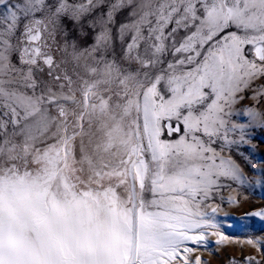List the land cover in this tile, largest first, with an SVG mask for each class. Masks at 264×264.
I'll return each mask as SVG.
<instances>
[{
  "label": "snow or ice",
  "instance_id": "obj_1",
  "mask_svg": "<svg viewBox=\"0 0 264 264\" xmlns=\"http://www.w3.org/2000/svg\"><path fill=\"white\" fill-rule=\"evenodd\" d=\"M0 9V264H202L188 245L223 243L209 230L240 199L221 193L253 183L222 153L264 129L255 105L236 111L264 100V0Z\"/></svg>",
  "mask_w": 264,
  "mask_h": 264
},
{
  "label": "rangeland",
  "instance_id": "obj_2",
  "mask_svg": "<svg viewBox=\"0 0 264 264\" xmlns=\"http://www.w3.org/2000/svg\"><path fill=\"white\" fill-rule=\"evenodd\" d=\"M123 19L124 13L116 15L117 23ZM66 23L70 26V34L81 45L86 47L94 42V34L90 28L85 26L81 34L72 29L71 22L66 21ZM254 105L260 112L264 113V100L257 103L256 100L249 98V94H245V99L236 106V111L239 113L241 109ZM245 119L246 117L240 114L232 117L235 123H243ZM250 137L251 139L247 144H241L239 147L231 145L222 153L226 158L231 157L236 160L243 168L247 178L253 183L245 184L240 188L231 184L221 193L225 197L231 195L240 199L239 206L221 205V212L217 217L221 227L209 230L221 232L227 237L223 243L217 244L216 241L219 237L209 235L206 238V246L188 245L196 248V251L191 254V258L194 260L196 256H200L202 264H232L233 261L235 264H245V257H254L252 264H264V220L254 217L246 218L247 213L264 208V187L255 183L259 175L264 172V129L257 125L255 131L250 132ZM229 138L238 139L232 133H229ZM224 143L226 142L218 140L217 144L213 146L218 147L219 150V146ZM245 159H247V163H245ZM218 203L219 199H216L214 204ZM248 239L257 243L250 245L247 243Z\"/></svg>",
  "mask_w": 264,
  "mask_h": 264
}]
</instances>
